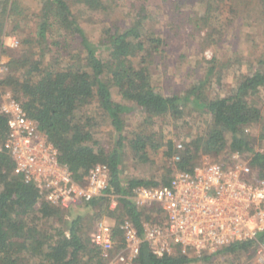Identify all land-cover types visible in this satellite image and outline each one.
<instances>
[{
	"label": "trees",
	"instance_id": "trees-1",
	"mask_svg": "<svg viewBox=\"0 0 264 264\" xmlns=\"http://www.w3.org/2000/svg\"><path fill=\"white\" fill-rule=\"evenodd\" d=\"M36 1L39 8L29 14L20 0H0V56L6 49L3 35L8 26L20 36L23 32L21 50L12 52L0 86L10 90L28 116L38 122L57 149L60 162L70 167L78 181L85 183L100 163L109 166L111 178L103 194L61 207L46 201L34 184L15 174L12 156L0 148V264H107L103 250L93 242L98 222L105 216L115 219L117 251L124 247L120 225L125 220H131L143 238V219L155 222L152 213L159 210L155 205L139 209L131 198L133 189L165 184L176 170H193L203 155L250 153L253 176L264 178V152L255 148L247 131L264 121L257 100L264 90V67L245 74L225 96H207L204 87L208 80H200L183 93L166 95L154 84L161 47L166 42L161 35L144 30L145 20L151 17L149 0H128L129 20L103 27L98 42L89 39L80 23L81 6L108 11L119 0ZM201 1L206 14L194 19L207 22L213 9L225 0ZM233 1L236 18L244 19L248 9L258 7L257 15L264 19V0ZM21 17L32 20L30 31L23 29ZM115 93L121 100H116ZM190 101L209 118V124L203 132L189 133L191 140L185 142L184 149L177 150L173 139H156V133L147 129L168 116L182 119ZM136 111L148 126L126 134L125 115ZM104 122L112 127L110 147L97 137ZM8 135L7 117L0 112V144ZM126 146L143 162L149 161L151 151L163 146L167 147V157L172 159L179 153L180 160H171L169 176L160 181L127 178L123 169ZM217 162L233 165L228 160ZM260 243H264V231L255 240L235 242L198 257L181 252L159 256L143 240L132 264L211 262L221 254H237Z\"/></svg>",
	"mask_w": 264,
	"mask_h": 264
},
{
	"label": "built area",
	"instance_id": "built-area-1",
	"mask_svg": "<svg viewBox=\"0 0 264 264\" xmlns=\"http://www.w3.org/2000/svg\"><path fill=\"white\" fill-rule=\"evenodd\" d=\"M0 112L9 128L0 148L12 156L15 174L34 184L46 201L70 207L103 194L111 178L108 165L97 164L81 183L60 162L55 146L12 92H0ZM175 143L177 150L184 149V139ZM173 159L180 160L179 153ZM131 198L139 209L157 206L159 211L152 213L157 220L143 219V238L134 223L125 220L120 225L124 236L120 251L113 225L99 221L93 242L103 250L107 264H132L143 240L159 256L181 252L199 257L235 242L255 240L264 231V178L254 177L249 164L224 166L212 161L193 170H176L165 184L134 188ZM116 205L113 196L112 207ZM255 264H264V243L257 246Z\"/></svg>",
	"mask_w": 264,
	"mask_h": 264
},
{
	"label": "rangeland",
	"instance_id": "rangeland-1",
	"mask_svg": "<svg viewBox=\"0 0 264 264\" xmlns=\"http://www.w3.org/2000/svg\"><path fill=\"white\" fill-rule=\"evenodd\" d=\"M20 3L29 14L39 8L36 0H20ZM147 4L151 17L145 20L144 30L146 34L161 35L166 42V45L161 47L163 52L159 56L160 64L154 73V84L162 93H183L200 80H208L204 87L207 96H225L236 88L245 74L264 67V19L258 17V7L248 9L244 19H240L235 17L233 10L235 1L225 0L218 8L213 9L209 21L204 22L194 19L196 15L206 14L205 5L201 0H149ZM128 6V0H119V3L114 4L108 11L90 10L81 6L80 23L89 39L98 42L103 27L111 25L114 21H128ZM189 17L192 20H188ZM21 20L23 29L30 31L32 20H23L22 17ZM210 33L211 38L208 37ZM21 36L12 32V25L8 26L6 34L3 35L6 49L0 56V80L7 72V63L12 52L21 50ZM0 91L10 90H4L0 86ZM115 98L121 100L117 93ZM257 100L264 116V90L260 92ZM125 122L126 134L148 126L138 111L125 115ZM208 124L209 118L190 101L182 119L175 120L168 116L147 129L156 133L158 140L163 136L164 142L169 139L175 142L184 139V142H188L191 140L189 133L203 132ZM247 131L252 135L255 148L264 152V121L263 124L248 127ZM112 133V127L104 122L98 127L97 137L110 147L113 144ZM228 137L230 141L231 136ZM166 150L167 147L163 146L159 151H151L149 161L143 162L135 158L132 150L126 146L123 157L124 175L127 178L158 181L169 176L167 168L172 164L173 158L166 156ZM250 158V153L232 156L226 151L218 156L203 155L198 162L202 165L228 160L229 164L236 165L248 164ZM90 218L91 215L87 216L86 220L90 221ZM102 220L115 224V219L107 216ZM256 253L257 248H252L237 254H221L211 262L197 261L190 264H255Z\"/></svg>",
	"mask_w": 264,
	"mask_h": 264
}]
</instances>
